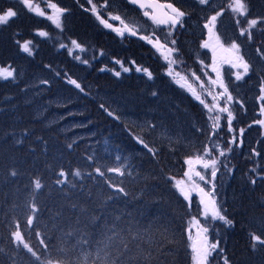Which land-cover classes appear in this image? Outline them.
Returning <instances> with one entry per match:
<instances>
[{"label": "trees", "instance_id": "16d2710c", "mask_svg": "<svg viewBox=\"0 0 264 264\" xmlns=\"http://www.w3.org/2000/svg\"><path fill=\"white\" fill-rule=\"evenodd\" d=\"M0 7H14L19 13L7 25H0V66L10 64L18 71L15 80H0L2 264H13V261L28 264L33 259L26 250L11 242L9 233L14 227L10 225L15 221H19L25 239L37 249L42 248L40 238L35 235L37 231L45 233L49 239L55 235L57 239L53 243L61 246L60 229L82 227L75 223L82 208L86 210L82 220L92 215L103 217L92 223L89 231L93 233L99 231L105 221L116 216L139 221L148 228L158 227L156 222L164 224L169 228V239L173 240L172 246L176 249L170 254L167 264H192L193 253L187 229L194 208H198L189 207V201L174 188V181L170 178L183 177L188 167L184 163L185 158L195 155L208 143L203 106L166 75V64L149 44L127 36L124 42L119 43L115 37L102 32L89 15H70L64 19L63 31L53 25L47 26L51 32L50 40L37 42L34 55L29 56L17 47L15 41L38 37L33 30H37L40 23L34 22L31 12L17 0H0ZM250 7L252 16L264 15V0H250ZM225 19L218 21V28L223 24V43L233 39L241 43L243 54L256 71L230 87L234 96L244 100L247 109L243 112L236 106L238 116L234 126L246 130L243 147L229 154L231 174H226V169L221 168L225 173L228 195L224 214L234 221L231 227L219 228L221 247L231 264H264V248L252 251L249 236L250 231H257L264 223V180L258 178L255 185L249 183V170L253 163L264 167V137L259 126L246 127L259 118L256 97L259 95L258 78L264 75V63L258 59L255 45L247 44L238 36L237 27ZM254 35L257 43L264 39L257 30H254ZM73 39L93 53L89 64L76 62L59 47L60 43ZM192 47V51H198L196 44ZM101 50L103 55L100 58L97 56ZM181 50L182 66L196 69L190 50L185 46ZM111 59L123 61L132 70L115 76L111 70L114 66ZM131 60L148 68L153 79L136 72L135 66L129 64ZM225 76L227 80L234 79L230 73L226 72ZM68 79L76 80L83 91L68 83ZM44 80L49 83H41ZM154 91L158 93L155 97L151 95ZM101 104L113 115H108ZM148 123L158 127L154 131L149 130ZM196 128L203 129L204 134L197 133ZM23 129L29 132L25 134ZM165 130L174 142L179 141L173 144L174 150L170 149L168 139L161 135ZM137 136L144 139L149 148L158 149L159 154L154 157L138 143ZM220 137L223 140L229 138L225 127ZM15 139H23L24 143L15 144ZM68 144H72V148H68ZM252 148L261 152V156L250 159ZM88 156H93L94 160H88ZM117 156L121 163L126 164L123 176L105 172L101 177L93 172L97 166L102 171L114 167ZM48 165L53 170L61 166L66 170L81 169L83 179H70L83 187L66 188L65 195L59 191L61 186L51 183L55 176L51 170L45 171ZM13 166L22 173L20 176H7L8 169ZM37 170L51 184V190L45 188L37 193L42 210L33 225L26 226V216L30 213L25 205L30 188L25 185L28 184V173ZM89 172L93 175L89 176ZM109 182L123 186L128 195L118 193L109 186ZM73 203L78 205L76 209L70 208ZM58 211L62 214L54 219V213ZM89 250L94 252V248ZM77 254L72 253L73 256ZM219 258L215 264H223Z\"/></svg>", "mask_w": 264, "mask_h": 264}, {"label": "snow or ice", "instance_id": "6c2138e0", "mask_svg": "<svg viewBox=\"0 0 264 264\" xmlns=\"http://www.w3.org/2000/svg\"><path fill=\"white\" fill-rule=\"evenodd\" d=\"M17 2L22 4L29 12L39 17H45L61 31L65 27V17L72 14L71 8L62 7L54 0H45L46 8L50 11L41 8L39 4H34L33 0H17ZM75 2L82 10L93 15L100 25L116 33L119 37H138L151 45L155 53L159 54L166 62V75L182 88H185L206 110L209 122L208 143H205L202 146V150H198L195 155H189L185 158L184 163L188 167L183 173V179L177 180L175 177L170 179L174 181V188L179 194L186 201H189V207L191 206L192 192H198L200 196L199 204L202 206V212L199 214L205 220L220 221L226 227L233 226L234 221L224 214L216 180L222 167L226 169V174H231L233 169L228 166L230 163L228 161L229 154L244 145L246 129L234 126L238 113L234 112L233 108L238 106L239 110L243 112H246L247 109L244 100L238 95L234 96L233 92L230 91L229 84L224 80L221 66L228 64L231 69H235L231 73L235 81L244 80L246 76L256 71V69L249 60L245 59L244 54H242V45L237 40L233 39L230 44L225 46L220 34L217 32V25L219 19L226 12L232 14L238 29V36L244 38L249 45H255L256 55L264 63V51H262L264 39L257 43V37L254 35V30H257L261 36H264V15H251L250 0H227L226 5L218 10H216L212 0H195L197 6L207 8L213 13L204 17L202 31L206 38L200 44L201 48L211 50L212 62L206 65L197 56L200 65V75L192 70H189L188 74H183L181 71L176 70L177 67L184 64L179 37L183 34V31H186L185 20L192 13L182 7H178L171 0L166 3H160L159 0H125V3L137 8L142 12L143 17L152 22L153 31L144 34L143 26L126 22V19L121 14H114L113 11H109L110 8H115L116 0H100V2L84 0V3H80V0H75ZM85 4L88 7H85ZM18 14L14 7H0V25H7L10 21L17 18ZM115 22H118V25ZM157 32H161L163 34L162 37L157 35ZM34 34L39 37L50 38V34L44 30H36ZM15 43L22 52L27 53L29 56L34 55L35 45L32 40H24L23 42L16 40ZM69 43L72 46L71 48L65 43H60L59 47L67 49L70 55H72L74 50H79L80 52L87 50L77 40H70ZM218 53L220 54L219 56ZM224 53L228 55L225 56L223 55ZM101 55H103V50H101ZM178 57L180 59H177ZM74 58L80 60L83 64L90 63L89 60L82 59L79 55ZM115 63L125 73L132 70L130 67L125 66V63L121 60L117 59ZM129 64L135 66L136 72L144 73L149 80L153 79V73L148 68L137 65L135 60L129 61ZM209 69L211 73H215L214 78L209 74ZM105 70L101 69V71ZM17 74V69L10 64L0 66V80H15ZM114 74L119 77L121 71H115ZM201 75L207 78V84L201 79ZM194 82H198L199 91ZM258 82L259 95L256 99L259 102L257 108L259 118L254 119L246 127L259 126L262 130L261 136L264 137V75L259 76ZM41 83L48 84L49 81L44 80ZM68 83L83 91V88L76 80L68 79ZM151 95L155 97L158 93L154 91ZM208 97L211 98L210 102L207 99ZM100 107L104 108L108 115H113L103 104ZM221 121L225 122L229 133L227 140H223L220 137L224 127ZM147 127L149 130L154 131L158 125L148 123ZM195 131L199 134H204L203 129L196 128ZM28 132V129H23V133L27 134ZM161 135L168 139L170 149L174 150L173 144L179 143V141L174 142L168 136L167 130L163 131ZM136 139L154 157L159 154V150L149 148L144 139L139 136ZM222 140L223 142H221ZM14 142L15 144L24 143L23 139H15ZM67 147L72 148V144H68ZM259 156H261V152L257 151L256 148H252L249 158ZM87 159L94 160V157L88 156ZM116 159L119 160L120 157L117 156ZM124 168L125 166L121 165L120 167H111L102 171L101 167L97 166L93 169V172L101 177L105 176V172L118 173L123 176L125 174ZM48 170H51L55 176L54 181H51V183L61 186L59 191L65 193V195H67L66 188L83 187V185H78L70 179V177L83 179L84 174L79 168L66 170L61 166L58 170H53L51 165H48L45 171ZM249 171L251 173L249 183L252 185L257 183L258 178L264 180V167L254 162L253 167ZM93 172H89L88 175L92 176ZM21 174L14 166L10 167L7 172V176L10 177H18ZM109 186L118 193H122L125 196L128 195L123 186L111 182H109ZM25 187L30 188L29 199L25 205V208L30 213V215L26 216V226H31L42 210L37 193L43 192L45 188L51 190V184L46 182L44 175L40 170H37L35 173H28V184ZM77 207L78 205L75 203L70 204L72 209ZM85 211L82 208L80 215L77 216L75 221L76 225H82V227H72L70 230L60 229L62 236L59 238V244L61 246L53 243L57 239L55 235L49 239L45 233L37 231L35 235L40 238L39 245L42 246L41 249H37L25 239V234L20 230L19 221H15L10 225V227H14V230L9 233L11 242L18 248L22 247L30 254L33 259L28 264H167L170 254L176 251L172 246L173 240L169 239V228L160 222H156L158 227L148 228L141 225L139 221L116 216L105 221L104 226L93 233L89 231L92 223L103 219V217L92 215L87 217L86 220H82L81 217ZM61 214L58 211L54 213L53 218L57 219ZM193 227L196 229L195 238L192 236ZM209 231V227L201 224L196 217H192L187 232L188 239L191 242L189 246L193 253L194 264H211L213 253L221 255L223 264H231L229 258L223 255L224 249L220 246V240L210 241ZM249 236L252 251L264 248V223L260 224L257 231H250ZM92 248H94V252L89 250ZM0 251L3 250L0 249ZM73 252H78V254L73 256ZM0 264H2V261H0ZM13 264H16V262L13 261Z\"/></svg>", "mask_w": 264, "mask_h": 264}, {"label": "rangeland", "instance_id": "374dc122", "mask_svg": "<svg viewBox=\"0 0 264 264\" xmlns=\"http://www.w3.org/2000/svg\"><path fill=\"white\" fill-rule=\"evenodd\" d=\"M175 1H177V0H175ZM54 2L58 3L62 7H69L71 9H73V8L77 9V6H79V5L75 4L73 2V0H54ZM96 2H100V0H96ZM179 2H180L181 7L186 9L190 13H191V11H190L189 6L188 7L186 6V4L188 2H191V9L192 10H194V8L197 9V10H194V11H201V12L203 11L205 13L207 11V12L212 13V11L207 9V8H204L202 6H197L194 0H179ZM179 2H177V3H179ZM33 3L34 4H39V6L41 8H45L46 11H50L49 9L46 8L45 0H33ZM212 3L215 5L216 10H218L220 7H223L224 5H226L227 0H212ZM76 11H78V9ZM109 11H113L114 14H121L122 17L126 19V22L135 23L138 26H143L144 34H148L151 31H153V27L154 26L152 25V22L150 20H148L146 17H143L141 12L133 10L127 3L122 2L121 0H116L115 8L114 9L110 8ZM74 12H75V10L72 12L71 15H75ZM78 12H84L85 15H89V18L94 22V24L96 26L100 27L99 29L102 32H105L106 34H109L110 36L115 37L119 41V43H120V41L124 42L126 40V37L125 38H121L116 33H109L107 31H105L106 28H104L102 25H100L99 22L96 20V18L93 15L91 16L90 13H88V12H86L84 10H82V11L79 10ZM210 13H208L207 15H209ZM31 15H32L33 19H35L34 22L40 23V26L38 27L37 30L47 31L50 34V38H51V32H50V30H48L47 26H49V25L55 26V25L52 24L51 21L47 20L45 17H39V16L35 15L34 13H31ZM205 16H206V14H205ZM205 16H202V18L199 19V18H196L195 15L193 14L192 17L186 18V20H185L186 31H183V34L180 35L179 44H180L181 48H183L185 46V49L188 48L190 50V51L189 50L188 51L193 54V62L196 63L197 68L192 70L190 67H188L186 65H184V67L182 65L177 67L176 70L177 71H181L183 74H188V71L192 70V71H195L198 75H200V65H199V61L197 59V56L199 57V60H203L206 65L211 64V62H212V52H211V50L210 49H203V48L200 47L201 41L203 39H205V34L202 31V24H201L204 21V17ZM225 17H226L225 20L228 23H230L228 21V19H229L231 21L230 24L231 25L233 24V27H236L235 22L233 20L232 14L226 12L223 15V17H221V18H225ZM222 21H223V19H222ZM115 23L118 25V22H115ZM242 24H243V19H242ZM44 25H45V27H44ZM222 25L219 28H218V25H217V32L220 34L221 40L224 41V39L222 37V29H223ZM35 32H36V30H33V33H35ZM235 32H236V30H235ZM157 35H160L162 37L163 34L161 32H157ZM50 38L33 36L32 39H28V40H32L34 42V45H35L37 42L46 41V40L48 41V40H50ZM231 41H229L227 43L225 42V46L230 44ZM140 42L146 43L143 40H140ZM244 43H245V41H244ZM65 44H68L69 48L72 47L71 44L69 43V41L66 42ZM193 44H196V46L198 48V51H192L193 50V47H192ZM149 46L151 47V45H149ZM65 50L68 52L67 49H65ZM181 53H183L182 50H181ZM68 54H69V52H68ZM242 54H243V50H242ZM76 55H79V56H81L82 59H87V60H89V58H92L94 56L93 53L91 52V50H88V49L85 52H80L79 50H74L72 55H70V56L74 58ZM157 55H158V58L163 63L166 64V62L163 60V58L159 54H157ZM219 55L220 54L218 53V56ZM223 55L227 56L228 54L224 53ZM101 56H102L101 55V51H99L97 57L101 58ZM244 56H245V59H246L247 56L246 55H244ZM177 59H180V57L177 58ZM182 59H183V56H182ZM74 60L76 62L80 63V64H83L80 60H77L75 58H74ZM113 60L111 61V63L114 64V66L111 68L112 72L113 73H115V71H121L122 72L120 66L118 64H116L115 61H113ZM208 71H209V74L212 75L213 78H214L215 77V73H211L210 69ZM221 71H222V74H223L225 82L229 84V89H230V87H232L231 85H235V86L237 85V81H235V79H231L230 78L229 80H227V78L225 76L226 72L231 74L232 72L235 71V69H231L228 64H223L221 66ZM231 77H234V76L231 74ZM170 79H172V78H170ZM189 79H191V77H189ZM201 79L204 80L205 83L207 84V78L205 76L201 75ZM231 81H233V83H230ZM181 83H183V82H181ZM194 83H195V86L197 87V90L199 91L200 89H199L198 82H194ZM183 89L185 91H187L185 88H183ZM207 99H208L209 102L211 101L210 97H208ZM233 110H234V112L236 111V106L233 108ZM204 112L206 114L207 126L209 127V122H208L206 110H204ZM121 118H124V116L121 115ZM221 123H222V125H224V127L227 130L225 122L221 121ZM207 134H208V130H207ZM113 165H114V167H120L121 165L125 166L126 164L125 163H121V161H119V160H117L115 158ZM224 174H225L224 172L220 171L218 173L217 180H216L217 188H218L219 196H220V202H221V204L223 206V209H225V206H224L225 205V201H227V199H228V195L226 193V184L227 183H226V179H225ZM183 178H184V176L181 177V178H178L177 180L183 179ZM229 197H230V195H229ZM191 205L192 206H196L198 208V209L194 208L193 213L191 215V220H192V217H196V219H198L201 224H203L206 227H209V229H210V231H209V239H210V241H215L216 239H219L220 240V246H221L222 240H221V233L219 232V228L220 227H225L223 225V222L214 221V220H210V219L209 220H205V218L202 215L199 214L200 212H202V208L198 206L197 200L194 197V192H192V194H191ZM195 234H196V229H195V227H193L192 228V236H193V238H195ZM219 234H220V238H219ZM213 255H215L216 258L213 257V259H211V264H215V262L219 261V259H220L219 257H221L220 254H218V253H213ZM212 260H213V262H212ZM192 264H194V260H193Z\"/></svg>", "mask_w": 264, "mask_h": 264}, {"label": "flooded vegetation", "instance_id": "af4514ba", "mask_svg": "<svg viewBox=\"0 0 264 264\" xmlns=\"http://www.w3.org/2000/svg\"><path fill=\"white\" fill-rule=\"evenodd\" d=\"M122 2H125V0H121ZM159 1H161V2H168V0H159ZM195 1V0H194ZM73 2L76 4V2H75V0H73ZM171 2H173V3H175L178 7H181V5H180V2L179 3H177V1H175V0H171ZM80 3H84V0H80ZM78 5V4H77ZM130 6V5H129ZM186 6L188 7L189 6V8H190V11H191V13H192V15L194 14L195 15V17L196 18H202V16H205V14L207 15L208 13H210V12H207L206 11V13L205 12H201V11H194V10H197V9H195L194 8V10H192L191 9V2H188L187 4H186ZM85 7H88V5L87 4H85ZM133 10H136V11H138V12H141V11H139L137 8H135V7H133V6H130ZM77 9H78V11L80 10V11H82L81 10V8L79 7V6H77ZM77 9H75V8H73L72 9V12L75 10V12H74V14L75 15H83V14H85L84 12H78V11H76ZM142 13V12H141ZM201 14V15H200ZM211 14H213V13H210L209 15H211ZM91 15V14H90ZM192 15L190 16V17H192ZM92 16V15H91ZM203 23H204V21L201 23L202 24V26H203ZM105 31H107V32H109V33H114V32H112L111 30H109V29H106ZM206 38V37H205Z\"/></svg>", "mask_w": 264, "mask_h": 264}, {"label": "water", "instance_id": "95a60500", "mask_svg": "<svg viewBox=\"0 0 264 264\" xmlns=\"http://www.w3.org/2000/svg\"><path fill=\"white\" fill-rule=\"evenodd\" d=\"M159 2H160V3H163V2H161V1H159ZM164 3H166V2H164ZM129 37H131V38H135V39H139L138 37H132V36H129ZM194 196H195L196 199H197V203H198V205L202 208V206L199 204L200 196H199L198 192H195V191H194Z\"/></svg>", "mask_w": 264, "mask_h": 264}]
</instances>
